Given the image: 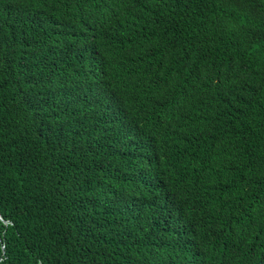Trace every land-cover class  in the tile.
Listing matches in <instances>:
<instances>
[{"label": "trees", "instance_id": "1", "mask_svg": "<svg viewBox=\"0 0 264 264\" xmlns=\"http://www.w3.org/2000/svg\"><path fill=\"white\" fill-rule=\"evenodd\" d=\"M150 240L264 264V0H0V264Z\"/></svg>", "mask_w": 264, "mask_h": 264}, {"label": "clouds", "instance_id": "2", "mask_svg": "<svg viewBox=\"0 0 264 264\" xmlns=\"http://www.w3.org/2000/svg\"><path fill=\"white\" fill-rule=\"evenodd\" d=\"M102 156H103V154H101V157ZM130 183L132 184L131 181H130ZM128 184L129 183H125V184L120 185L119 189L121 191L125 190L126 186ZM184 242H186V241L184 240L182 242L178 251H170V252L160 253L155 249V247L153 245H151L152 243L150 240L141 247H137L135 249H129L126 252V254L135 252V255H137V254L139 255L141 262L143 264H164V262L166 264H193L192 259L190 257H188L184 252V249H183ZM173 245L176 248L175 244H173L172 242H168L166 245V249L170 250L168 247L173 246ZM148 252L149 253H155V254L160 253L162 255L163 260L159 257L148 254Z\"/></svg>", "mask_w": 264, "mask_h": 264}]
</instances>
